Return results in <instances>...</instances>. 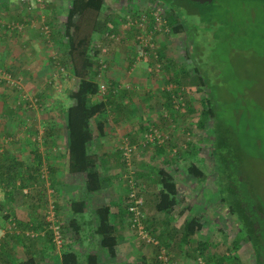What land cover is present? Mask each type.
<instances>
[{"label": "rangeland", "instance_id": "obj_1", "mask_svg": "<svg viewBox=\"0 0 264 264\" xmlns=\"http://www.w3.org/2000/svg\"><path fill=\"white\" fill-rule=\"evenodd\" d=\"M188 1L190 2L183 3L182 8L188 12L187 14L189 12L195 14L191 16L187 28L174 30L176 21H168L164 0H105L103 11L98 17V27H103L106 19L112 17L118 21L120 29L118 32H113L114 37L109 38L104 35L107 32L105 28L95 31L94 38H98L96 42L105 46L107 50L103 53L98 47L99 63L94 70L100 72L106 70L109 60L114 55L113 47L118 45L120 49L126 48L125 59L127 55L130 56L131 62L127 63V69L134 62H145V71H141L144 72L143 77L147 82V85L143 86L144 83L136 84L141 80L135 82L132 79L119 80L116 81V87L108 82L107 74L103 76V79L100 75L95 76L100 79V82L109 83V86L116 90L131 88L124 94V103L108 106L111 115L115 114L114 110L120 108L119 106L125 108L116 119L122 121L118 124V128L124 125L122 131L128 130L121 133L123 139L121 138L119 142L116 158L108 160V163L115 162L111 168L117 171L115 176L111 171L110 176H114V184L119 186L116 191L122 196L126 191V218L137 246L133 250L137 253L134 257L140 256L142 252L146 258H149L146 264H150L156 247L141 242L136 230L131 226V215L127 208L130 184L128 175L131 169L123 164L127 161L122 158L125 155L120 152V148L126 146L123 144L126 137L130 144L135 146L128 159L131 168L136 173H141L136 178L140 182L138 184H142L141 207L145 215L146 228L158 240L159 237L167 235L166 231L170 228L173 231L176 230L175 237L171 239L170 248L175 255L169 258L168 264L179 260L181 264L199 263L201 259L192 257L190 251L199 241L208 242L206 256L209 257L211 264H252L254 254L251 245L245 239L237 218L229 213L227 204L220 200L216 178L218 165L221 163L212 152L215 126L213 128L212 120L209 118L204 125L202 123L205 121L203 114L206 109L205 99L210 94L216 102L217 112L222 114L225 126L235 133L246 151L241 165L230 164L229 167L236 166V169L241 171L238 170V173L255 179L260 196L264 200V0H213L210 3ZM6 3L10 5V9H19L23 15H26L22 31L15 33L10 28L2 29V32L0 30V35L12 33L13 40L16 41L18 37L17 41L20 44L24 43L22 48L19 46L16 48L19 50L17 52L9 49V54L18 53V56L23 59L24 51L39 54H35L32 61L38 70L32 68L33 72H26L33 76L26 77L25 70L19 66L12 73L13 78L10 82L0 86L2 92L8 91L4 95L0 94L6 96V98L0 96V107L6 104V101H9L10 106L15 104L16 96L20 104L24 102L25 105L29 104L28 108L24 105L27 110H22L24 112L18 116L21 117L19 120L15 119L16 116L7 118L2 115L4 123L0 122L4 126H1L0 136H7L10 131L13 134L4 138L3 144L1 142L0 144L5 146L12 141L13 150L9 154L16 152L17 158L25 159L26 162L31 161L32 149L39 150L42 154L58 151L56 157L58 158L59 154V160L63 157L62 150L66 152L63 132L65 129L60 122H63L61 121L64 117L63 110H67L68 106L74 103V100L69 97V92L74 88L77 80L71 74L62 78L63 72L52 80L53 77L47 76L49 71L46 70V64L49 63L50 66V57H52L50 53L53 52H59L57 56H60V62L65 59V46L61 43L70 40L63 35V28L72 0H7ZM2 10H0V25L3 22L2 18L11 22L17 16L13 14L14 17L8 18L6 15L9 10L6 8ZM77 21L78 17L74 20L75 24ZM183 22L184 19L181 20V24ZM51 24H53V31L46 37L45 26L51 29ZM9 25L11 26V23ZM19 33H22L21 36L17 35ZM24 34L25 36L29 34V37L26 39ZM60 36L64 39L59 38ZM54 39L60 43L59 48H55L58 43H54ZM43 42H50L45 51L41 48ZM150 43H153L149 46L152 50L149 47L146 48ZM123 44H127L129 48ZM159 54L162 55V59L159 58ZM13 57L18 62L17 57ZM125 59L121 55L120 60L126 61ZM19 61L18 63H23L20 59ZM64 61L67 62V58ZM200 66L202 70L204 68L207 70V75L204 76L206 86H203V82L199 80L201 73L194 71L195 67ZM63 71L68 72L65 68ZM91 74L94 76L92 72ZM0 75L2 76L1 70ZM16 75L21 78L16 79ZM3 77L4 75L1 78ZM100 94H104L106 98L107 91L104 90ZM33 95H36L38 99ZM11 117H15L13 118L15 120L12 121ZM51 122H55L57 126V130L54 128L53 133L50 129ZM49 133L53 136L57 135L56 140L59 141L60 150L58 148L55 151L52 150L54 144L49 140ZM110 135L112 138L106 141L109 143L103 149L116 152V149H112L117 141L113 139L115 131L111 130ZM14 136L18 139L15 140ZM2 148L0 153L11 152L9 148V150L6 149V146ZM118 155L121 159L117 158ZM46 158L48 159V155ZM44 162L45 166L47 164L48 167L50 166L48 160ZM190 164L197 166L203 172L202 176L190 173L188 171ZM29 165L26 169L22 167L21 171L30 172ZM159 169L169 171L178 184L180 204L171 211L172 223L169 221V224L166 222L168 214L155 209L158 192L161 190L158 180ZM48 181H45L46 186H50ZM32 183L33 187H23L24 183L17 180L14 186L8 187L0 182V203L3 205L0 211V227L2 233L4 232L5 237L9 239V243L13 241L15 234L19 236L31 232L35 239H39L37 234L44 235L43 230L31 231L27 228L28 226L22 227L23 224L17 218L13 221L14 225L11 223L8 226L6 222H3V214L9 209L14 210L12 205L15 202L28 201L26 196L30 190L42 188L46 192L49 190L48 193L52 191L51 188L46 189L43 184H38L36 187L34 180H31L30 185ZM8 191L11 195L7 193ZM48 193L47 200L57 198L56 194L51 198ZM37 196L35 194L34 199H37ZM104 198L105 193L98 196L96 201L99 202ZM24 203L22 206H26ZM186 204L188 209L185 207ZM122 205L124 207V204ZM31 209L29 206L26 213L31 214ZM152 211L156 213H154L155 221L150 219ZM11 214L15 216L14 212ZM194 216L201 218L199 221L202 222V227L192 235L193 237H190L191 244L183 243V248H180L179 240L183 235L184 223ZM67 238L64 236V240ZM22 246L18 248V251L23 259L12 260L11 264H22L27 256H30ZM64 247L61 242L58 246L59 250L51 254V259L49 258L46 264H60L59 260ZM13 256V251H9L7 257ZM1 259L2 257L0 264H9ZM138 260L141 259L138 258Z\"/></svg>", "mask_w": 264, "mask_h": 264}, {"label": "trees", "instance_id": "obj_2", "mask_svg": "<svg viewBox=\"0 0 264 264\" xmlns=\"http://www.w3.org/2000/svg\"><path fill=\"white\" fill-rule=\"evenodd\" d=\"M6 1L7 0H0V7H2V9L7 7L10 8V5H8ZM164 1L166 2L165 5L167 8L168 21H176L173 29L181 30L183 28H187L191 16L193 17L195 13L189 12V14H187L188 12L184 11L182 5L183 3L190 1ZM104 5L105 0H72V6L68 9L65 27L63 28V35L67 36V38L69 37L70 40L66 42L62 41L61 43L63 46H65V48L63 46L62 48H64L65 59L67 58V62H65L64 59L62 62H60L62 65H56L54 63V67H57L59 69L63 68V70L64 68L67 69L69 74H71L77 80L76 85L69 92V97L74 100V103L69 105L67 110H63L64 117L61 120L63 122L60 123L63 126V129H65L63 132L66 143L65 149L67 153V170L70 173L74 174H85V186L88 193H94L100 190L103 185V178L99 169V164L102 161L101 156L94 153L91 149L93 140L97 137L92 124L93 119L94 117H96V115H100L103 111L105 112L106 109L108 110V106L110 104L122 102L124 94L129 92L130 89L125 88L124 90H122V92L116 90V88H113L111 85L109 86V83H107L106 98H104V94L101 95L99 92L100 79L95 78L96 72L94 68L99 63V59L97 58L98 56H100V50L98 49V46L96 44V40L98 38H94V33L95 31H97V29L102 30L105 28V30L110 33L116 31L118 32L120 29L118 21H116L115 18L112 17L106 19L107 21L103 23V27H98V17L103 11ZM17 17L19 18L17 19ZM76 17H78L77 24H75L74 22ZM183 19L184 22L183 24H181V20ZM12 21H16L14 24L25 23V21L23 20V14L22 16H18L17 14V16L14 17ZM53 24L50 25V35L53 31ZM13 29L15 33L18 30V28ZM189 29L191 30L190 25ZM58 32L60 33V31ZM46 37L48 36L46 35ZM59 38H62V36H60ZM161 56L162 55L159 54L160 59H162ZM56 57L60 56H54V58ZM63 70L61 72H64ZM1 71L6 72L11 76V78H13V74L10 71L6 69ZM194 71H198L201 73V76H199V80L200 82H203V86H206L204 77L205 75H207L206 68L202 70V66H200L199 68L195 67ZM91 72L94 76H92ZM106 74V71L104 73L100 72V78L103 79V76H106ZM66 77V75H63L62 78ZM2 79L3 80L1 81H3L4 84H8L10 82V80H8L5 76ZM54 79L56 78H53L52 80ZM108 82H110V84L112 85L114 84V86L117 87L116 81L108 80ZM95 94L97 95V99L95 101L90 100L91 97ZM205 103L206 109L203 111L205 121L201 123L202 125H204L209 118L212 120L213 128L215 126V139H213L214 141L212 152L217 161L221 163L218 165L216 178V183L220 192V200L227 204L229 213L237 218L245 239L250 243L252 252L254 254V263L252 264H264V200L260 196L258 190L259 188L257 183H255V179L251 178V176H246L242 173H238L239 169H236V166H234L233 168L229 167L230 164L241 165V162L244 161V153L246 154L245 148L243 144L238 141L235 133L231 132L229 128L225 126L222 119V114L220 112H217V107L215 106L216 102L212 95L209 94L206 97ZM102 124L103 123L98 124L99 132H103ZM51 129L53 133L54 128L52 127ZM48 135H51V133H49ZM125 139L123 141V144H125L126 142ZM120 152L122 155H124L123 148H120ZM31 155V161L26 162L25 159H18V156L16 154H8L6 151L0 154V180L4 182V184L8 187L14 186L17 180H20L24 184H29H23V187H33V183L31 185L30 183L31 180H34L36 183V187L38 186V184H43L46 189H52V191L48 193L49 190L46 192L42 190V188H35L33 190H30L31 193L27 192L28 195L26 196L28 201L32 203L36 194L38 195L37 198H41L40 202L47 205L45 208L46 210L43 212V214H41L42 218L41 220H39L40 222H37L38 225L33 226L34 224H31L27 227L31 231H38V229L43 230L44 235L37 234V237H39V239H35V236L31 235V232H28V234L23 236L24 238H26L23 241H25V243L29 242V245H27V247H25L26 245L24 244L25 248H28V246H30V248L34 247L35 250V248L37 247L33 255L27 256L25 264H46L49 258L51 259V254L57 251L56 246L60 245L54 239L55 230L52 226H59V230L62 233L61 235L63 244L65 243V241H68L64 240V236L67 230L69 231L70 228H72V231L75 229V232H73V236L71 237L72 239H79L81 237V234L79 233L78 228H75L72 225L70 226V224H65L62 221V218L57 215L58 211L56 208V204L54 203L55 201L53 202V218L49 217L50 212L48 211L50 209L48 204L51 201L47 200L46 194L48 193V195H51V198H53V196L55 195L54 189L52 187L55 186L53 184L54 181L58 179V176H56L55 174L56 168L52 165H50L49 167L48 164L47 166L44 165L46 163L43 160L41 152L32 149ZM113 155L115 156V154ZM109 158L111 159L113 157H111L110 155V157H108V160H110ZM122 158H124V160L126 161L124 156H122ZM119 159H121L120 155ZM27 163L30 164L28 167L30 169V172H26V170L21 171L22 167H24L25 169L27 168ZM104 163H107L106 157L104 159ZM123 164L127 165V168L130 167V165L128 166L127 162H123ZM188 171L197 176H202L203 174V172H201L199 168L194 164H190L188 166ZM133 172L137 181L136 183L138 185L139 180L136 178V176L138 177L141 173H136L135 171ZM239 172L241 171L239 170ZM158 180L161 184V190L158 193V200L155 204V208L158 212H164L167 215L180 204V198L178 196V184L175 181L173 175L169 171L164 169H159ZM45 181H48L52 187L49 185L46 186ZM140 186H142V184ZM7 193L11 195L10 191H8ZM80 204H83V200L80 201ZM2 209L3 207L0 205V211ZM96 214L98 216L99 222L95 233L100 238V245L108 250V254L110 256H115L117 236L116 228L110 220L111 208L108 205H101L96 209ZM2 217L3 222H6L8 226L11 225V223H13L12 225L15 224V222L13 221L16 217L8 212V210L3 214ZM200 219L201 218L194 216L186 220V222L184 223L183 235L179 240L180 248H183V243L191 244V240L189 242V239H191L190 237L194 235L199 229H201L200 227H202V222L199 221ZM166 233L168 234L158 237L160 238V242L165 245L167 253L171 257V239L175 237L174 234L176 233V230L174 229L173 231V229L170 228L168 231H166ZM2 235L0 237H2ZM41 237L46 238L44 240V238ZM42 240L45 242L43 245L47 247H38L37 243H41ZM207 243L208 242L199 241L196 246L194 245L190 249V251L191 256L195 259L201 258L205 262V264H211L209 257L206 256V250L208 248ZM155 247L156 250H153L152 261L150 264H161L160 260L158 259V246ZM1 251L5 252L7 251V249L5 246L3 247V243H1L0 238V257H2ZM14 257L16 258L15 255ZM9 259H12V257H10ZM139 259L141 260L129 264L147 263L144 256H139ZM59 261L60 264H104L103 258H101V255H99L97 252L87 251L81 254L73 249H63ZM5 263H7V261ZM197 264L201 263L197 262Z\"/></svg>", "mask_w": 264, "mask_h": 264}, {"label": "crops", "instance_id": "obj_3", "mask_svg": "<svg viewBox=\"0 0 264 264\" xmlns=\"http://www.w3.org/2000/svg\"><path fill=\"white\" fill-rule=\"evenodd\" d=\"M10 8H6V10H8ZM0 10H2V8L0 7ZM3 14V10L1 11ZM22 12L19 9H10L7 12L6 17L10 18L13 14H18V16H22L21 14ZM25 16L23 15V20H25ZM14 17V16H12ZM19 17H17L18 19ZM3 19L2 24L0 25V30L2 32L3 30H8V28L14 30L12 27H10L9 23H11V26L14 25V23L16 21H6ZM6 27V28H5ZM17 31H22V30H17ZM16 31V32H17ZM22 33H19L17 35L21 36ZM25 36V34H24ZM27 37H29V34H26L25 38L27 39ZM16 37V41L13 40V35L12 33L9 34H4V35H0V70H8L11 73L14 72L15 68H18L19 66L21 67L22 70H25V76L26 77H31L33 76L32 74H29V71H32V68L34 70H38V67L36 65L32 64L33 61V57L35 56V54H39V53H33V52H22V56L24 57L21 58V56H18V53L16 54H9L8 50L12 49L13 51H19L16 50V48H18V46L20 48H22V46L24 45V43L20 44L19 41H17ZM57 38V37H56ZM55 38V39H56ZM25 39V40H26ZM54 39V40H55ZM53 40V39H52ZM51 40V41H52ZM31 42V41H30ZM53 42V41H52ZM50 42H43L41 44V48L43 49V51H45V49L49 46ZM54 43H58V45L55 46V48H59L60 43L58 41H54ZM123 46H127L128 45H124ZM130 46V45H129ZM45 47V48H44ZM42 49L40 51H42ZM126 49V48H125ZM125 49H120L118 45L113 47L112 50V54H114L111 58V60H109L108 62V67L106 68V73H107V77L109 80H113V81H119V80H130L132 79V81H137V80H141L136 84H141L144 83L143 86L147 85L146 82V78L143 77V74L145 71L144 70V63H140V62H134V64H132V66L127 69V63H129V61L131 62L130 56L127 55L126 59V50ZM120 50V52H119ZM49 51L51 52V49L49 48ZM42 54V52H40ZM59 53V52H58ZM57 52H53L52 54L50 53V55L52 57H50L51 60V64L49 66V63L46 64V70L49 71V75H47L48 77H55L57 78L59 76V74L61 73L62 69H59L57 67H54V63L60 64V57H56L54 58V56H57L58 54ZM121 55L122 57L126 60V61H122L121 59ZM17 57L18 62L19 59L21 61H23V63H18L15 58L13 57ZM27 58V59H26ZM123 62V65H122ZM4 65V66H2ZM22 65V66H21ZM50 69V70H49ZM146 69V68H145ZM143 70V71H141ZM104 70L101 72H105ZM26 72H29L26 74ZM33 72V71H32ZM96 74L95 76H99L100 75V71L96 70L95 71ZM99 73V74H98ZM63 75H69V73L67 72H63ZM2 76L0 75V86H5V84L3 83V80L1 78ZM17 78H21L20 76H15ZM97 78V77H96ZM146 82V83H145ZM138 87V86H137ZM131 89V88H130ZM8 91L6 90H0V94L3 93V95L5 93H7ZM2 96V98H6V96ZM33 97H36V95H33ZM97 99V95H93L91 97L92 101H95ZM122 102L124 103L125 100H122ZM25 102L20 104L19 100H18V96H16V102L15 104H13L12 106L9 105V101H6V104L4 103L1 107H0V121H2L4 123V119L2 118V115L4 117L9 118V116H16L15 117H11L12 121L17 119L19 120L21 117H18L20 115V113L22 114L24 111L22 110H27L26 108H24ZM29 106V104L25 105V107ZM38 107V106H37ZM120 108L115 109V114L111 115L109 113V109L103 113H101L100 115H96V117H94L93 119V127L95 129V134L97 135V137L93 140V143L91 145V149L94 153L98 154L101 156V162L99 164V169H100V173L101 176L103 178V185L102 188L94 193H88L86 190V176L84 173H70L67 170V153L65 151L62 150L63 153V157L61 159L58 160L59 158V154H58V158L57 156V152L55 151L57 148L60 150V146H58V140L57 139V135H50L49 136V140L50 142H52L54 144V146H52V150L54 149V153H50L49 151L47 153H43V160H48V162L50 163V165L54 166L56 168V176H58V179L56 177L57 180L54 181V185L55 186H50L54 189V193L56 194L57 198L51 199V204H48V206L50 207L51 205H53V202L56 204V208H57V215H59L60 218H62V221L65 224H70V226L72 225L75 228H78L79 233L81 234V237L79 239L76 240H72V236H73V232H75L74 230L72 231V228H70V230L65 233V236L67 238L68 241H65V247L64 249H73L75 251H77L78 253H85V252H97L99 255H101V258H103L104 260V264H129V263H134V262H138V258L139 256L134 257V254L137 255V253H134L133 250L134 248H136V240H134V236L132 233V230L129 227L128 224V219L126 218V206H125V200H126V191H124V196H122V194H120L118 191H116V188L118 189L119 186H116L114 184V176L117 174L116 169L111 168L113 167V163L115 164V162H111L108 163V157H114L116 158L113 154L116 155V152H110L109 150H104V146L107 145L109 142H106L107 140L111 139V130L115 131V135H119V136H113V139H116V145L114 147H112V149H116V151L118 150V146H119V142L122 138L121 133L126 132L128 130H123L122 128L124 127L121 126L118 128V124H121L122 121H117L116 118H118L121 115V112H123V107L119 106ZM128 107V106H126ZM28 108V107H27ZM131 110V108L129 109V111ZM9 112V113H8ZM109 113V115H107ZM15 118V119H13ZM99 118V119H98ZM106 119V121H105ZM116 119V120H114ZM2 122H0V129L1 126L3 124H1ZM102 124V128H103V132H99L98 130V124L100 123ZM121 122V123H120ZM6 123V122H5ZM8 124V123H7ZM6 124V125H7ZM5 125V126H6ZM51 128H57L55 122H51ZM56 127H54V126ZM4 126V125H3ZM50 128V129H51ZM122 131V132H121ZM3 133V132H2ZM10 133H7V136H10ZM7 136H0V142L1 144H3V139L6 138ZM15 140L18 139V137H13ZM114 141V140H113ZM12 141L8 142V144H6L5 146L7 147L6 149H10L11 152L9 151V153H12L13 148L12 146ZM56 143V144H55ZM0 144V150L3 149L2 147H5L3 145ZM34 148V147H33ZM8 149V150H9ZM39 151V150H38ZM119 151V150H118ZM40 152V151H39ZM42 153V152H41ZM2 154V153H0ZM13 154H16V152H13ZM18 155V154H16ZM46 155H48V159L46 158ZM106 157V162L104 163V159ZM119 159V155L117 157ZM58 160V161H57ZM106 164V165H105ZM114 172V176L111 177L110 174H112V172ZM52 181V179H51ZM0 182L4 184V182H2L0 180ZM52 190V189H51ZM80 190V191H79ZM105 193V198L104 200L101 201H96L98 196H101L102 194ZM159 193V192H158ZM41 198L39 199V197L37 199H34L32 203H30L29 201H26L25 203L23 201H17L14 203L13 209H9L8 212H14L15 213V217L17 219H19V221L23 224L22 227H27L31 224L38 225L37 222L39 223L42 218L43 212L46 210V205L44 206L43 203L40 202ZM83 200V204H80V201ZM23 203L26 206H22ZM124 204V207L123 205ZM0 205L3 207L2 203H0ZM101 205H108L111 208V216H110V220L111 223L115 226L116 228V236H117V245H116V255L115 256H110L108 254V250L106 248H103L100 245V238L99 236L95 233L97 227H98V216L96 214V209L99 208ZM29 206L32 208L31 209V214L26 213V210L29 209ZM186 209H188V205L186 204ZM156 209V208H155ZM157 211V210H156ZM154 211H152L151 214V221H155L154 218ZM156 214V213H155ZM171 214H168V219L166 218V222L171 221L170 219ZM156 217V216H155ZM157 222V221H156ZM172 223V221H171ZM38 227V226H37ZM23 230V229H22ZM6 233V232H5ZM2 231H1V227H0V236L2 235ZM69 235H71V237H69ZM24 234L21 235H14V239L13 241H11L9 243V239L6 238L3 234V237H1V242L3 243V247L5 246L7 251H1V255H2V259L5 262L7 261V263L11 264V261H18L20 259H23L22 255L19 253L18 248H21L20 246H22L24 248V244L26 245L25 247H27L28 242L25 243V241H23L24 238L23 237ZM11 238V237H10ZM44 238V237H41ZM46 238V237H45ZM44 238V240H45ZM37 241V240H36ZM45 242L42 240L41 243L38 242V247H47L44 246ZM37 248V247H36ZM36 248L34 250V247L28 246V248H24L26 250L27 253L31 255H33V253H35L34 251H36ZM57 251H58V246H56ZM141 249V248H140ZM9 251H13V254L16 256V258L13 256L12 259H9L7 257V255L9 254ZM140 252V251H139ZM140 256H144L145 260L147 261L146 256L144 254H142V252H140ZM174 253H172L173 255ZM175 255V254H174ZM5 256V257H4ZM138 257V258H137ZM1 258V257H0ZM23 263L25 264V261H23ZM181 264L180 260L178 262L175 261V263L172 264Z\"/></svg>", "mask_w": 264, "mask_h": 264}, {"label": "built area", "instance_id": "obj_4", "mask_svg": "<svg viewBox=\"0 0 264 264\" xmlns=\"http://www.w3.org/2000/svg\"><path fill=\"white\" fill-rule=\"evenodd\" d=\"M22 26H23V24L19 23V24H14V27H12V28H18L19 30H21ZM44 33L47 36H49L50 29L48 26H45ZM104 35H107L108 38L115 36L114 33H110L108 31ZM96 44L103 53L106 52L107 48L105 46H101V44L99 42H96ZM152 45H153V43H150V44H148V46H146V48H148L149 46H152ZM1 74H2V76L4 75L8 80L12 79L11 76L4 71H1ZM106 89H107V85L103 82H100L99 83V91L102 92ZM125 141H126L125 142L126 146H125V148H123L124 149V155H125V159L127 161V164L130 165L129 169H131L130 173L128 175L130 184H129V189H128V205H127L128 211L131 215V218H130L131 226L136 230L138 238H140V240L142 242L149 243V244H152L154 246H158V259L160 260L161 264H168L170 255L167 253V249H166L165 245H163L146 228L145 218H144L145 215H144V212L142 211V207H141L142 202H143L142 189H141V186L139 184L137 185V183H136L137 181L135 179L134 172L131 168V163L128 160L130 155H131V151H133V149H135V146L131 145L130 142L127 140V138L125 139ZM49 209H50L48 211V212H50L49 217L53 218L52 215L54 214V206L51 205L49 207ZM52 227L55 230L54 231V236H55L54 239L58 244H60L62 242V235H61L62 233L59 230V226L54 225ZM199 263L205 264V262L202 259L199 261Z\"/></svg>", "mask_w": 264, "mask_h": 264}, {"label": "water", "instance_id": "obj_5", "mask_svg": "<svg viewBox=\"0 0 264 264\" xmlns=\"http://www.w3.org/2000/svg\"><path fill=\"white\" fill-rule=\"evenodd\" d=\"M192 1L199 2V3H210L213 0H192Z\"/></svg>", "mask_w": 264, "mask_h": 264}, {"label": "clouds", "instance_id": "obj_6", "mask_svg": "<svg viewBox=\"0 0 264 264\" xmlns=\"http://www.w3.org/2000/svg\"><path fill=\"white\" fill-rule=\"evenodd\" d=\"M99 82V81H98ZM100 83V82H99Z\"/></svg>", "mask_w": 264, "mask_h": 264}]
</instances>
